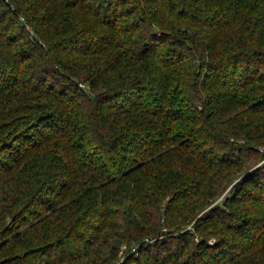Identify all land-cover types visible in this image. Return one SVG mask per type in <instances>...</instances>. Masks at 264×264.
Returning <instances> with one entry per match:
<instances>
[{
    "label": "trees",
    "instance_id": "16d2710c",
    "mask_svg": "<svg viewBox=\"0 0 264 264\" xmlns=\"http://www.w3.org/2000/svg\"><path fill=\"white\" fill-rule=\"evenodd\" d=\"M263 160L264 0H0V264H264Z\"/></svg>",
    "mask_w": 264,
    "mask_h": 264
},
{
    "label": "rangeland",
    "instance_id": "374dc122",
    "mask_svg": "<svg viewBox=\"0 0 264 264\" xmlns=\"http://www.w3.org/2000/svg\"><path fill=\"white\" fill-rule=\"evenodd\" d=\"M232 115H234V114L232 113ZM263 162H264V160H263V161H260L257 165H255V167H256V166H260ZM248 172H249V171H248ZM248 172H245V173L241 174V176H240L238 179H235L234 182H233L232 184H230L227 188H225V189L222 191V193H221L219 196H217V198H216V199L210 204V206L207 207V208L205 209V211L208 210L210 207L214 206L216 203L221 202V200L223 199L224 195H226V193L229 191V189L231 188V186H232L233 184H235L236 181H238V180L242 179V177L246 176V175L248 174ZM205 211H203V212H205ZM203 212H202V213H203ZM200 215H201V214H200ZM200 215H199V216H200ZM193 222H194V221H193ZM193 222L190 223V224H189L187 227H185V228H187V229L190 228L191 225L193 224ZM123 248H125V246H123ZM119 262H120V261H119ZM116 264H120V263H116Z\"/></svg>",
    "mask_w": 264,
    "mask_h": 264
}]
</instances>
